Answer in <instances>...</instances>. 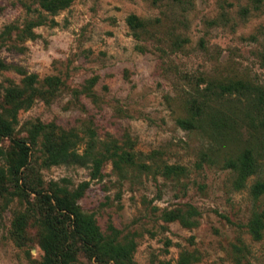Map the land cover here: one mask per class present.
Listing matches in <instances>:
<instances>
[{
    "label": "rangeland",
    "instance_id": "obj_1",
    "mask_svg": "<svg viewBox=\"0 0 264 264\" xmlns=\"http://www.w3.org/2000/svg\"><path fill=\"white\" fill-rule=\"evenodd\" d=\"M129 15L143 27L131 31ZM28 22H41L31 29L33 39L19 33ZM9 25L14 29L0 41L7 66L0 69V99L6 88L21 89L25 75L36 77L41 93L46 78L59 81L16 113L11 139L44 127L30 152L32 174L45 183L64 179L68 188L89 180L85 167L44 163L48 133L78 155L89 144L107 145L108 153L112 145L130 160L118 172L104 158L101 177L89 181L78 204L102 232L111 224L134 242L136 264H264V235L253 241L245 227L262 204L248 193L255 177L234 189L231 174L220 169L231 143L176 124L204 83L241 80L264 88V0H70L53 15L37 0H0V32ZM10 145L0 141L2 150ZM203 154L208 161L200 162ZM172 165L183 175H163ZM186 205L199 213L196 226L163 221L164 212ZM25 207L17 197L0 199V264L42 262L34 229L19 245L10 234Z\"/></svg>",
    "mask_w": 264,
    "mask_h": 264
},
{
    "label": "trees",
    "instance_id": "obj_2",
    "mask_svg": "<svg viewBox=\"0 0 264 264\" xmlns=\"http://www.w3.org/2000/svg\"><path fill=\"white\" fill-rule=\"evenodd\" d=\"M69 3L70 0H37L40 9L51 15L67 8ZM125 23L133 32L143 27L142 21L133 15L127 16ZM39 25L41 22H28L19 33L33 39L36 36L31 29ZM12 29L13 26H5L0 32V41ZM6 68L0 61V69ZM35 78L32 74L25 75L21 89L6 88L0 99V141L10 139L11 143L8 150L0 148V199L17 197L26 205L11 221L12 239L18 245L23 244L26 229H34L43 253L40 264H84L80 259L91 264H136L132 259L134 242L121 236L111 224L102 232L93 215L82 211L78 204L89 181L101 177L104 158L110 159L113 169L119 172L121 163L128 162L131 155L112 145L109 153L107 145L103 150H94L91 144L78 155L69 150V144L63 139L52 133L44 135L41 151L47 166L78 165L88 169V181L68 188L64 179L45 183L35 172L32 174L30 152L43 125H34L25 138L11 139L17 111L29 106L34 97L51 94L59 85L57 79L46 78L48 90L41 93L33 87ZM186 114L185 118L176 120L181 129L208 130L209 137L231 143L233 151L221 158L220 169L231 174L234 189L242 188L249 178L255 177L248 193L255 201L262 199V204L245 227L253 241L261 240L264 235V88L241 80L204 83L190 94ZM106 152L107 155L103 154ZM203 161H208L205 154L200 157V162ZM184 171L181 166H164L163 175L176 177ZM198 216L195 208L186 205L185 209L164 212L162 217L167 223L177 221L185 228H192Z\"/></svg>",
    "mask_w": 264,
    "mask_h": 264
}]
</instances>
